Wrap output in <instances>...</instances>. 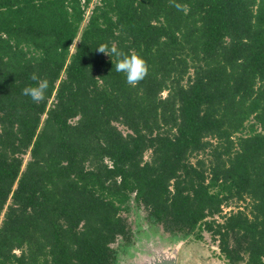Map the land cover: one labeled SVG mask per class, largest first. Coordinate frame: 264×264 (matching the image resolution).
<instances>
[{
    "label": "trees",
    "instance_id": "obj_1",
    "mask_svg": "<svg viewBox=\"0 0 264 264\" xmlns=\"http://www.w3.org/2000/svg\"><path fill=\"white\" fill-rule=\"evenodd\" d=\"M134 207L264 264V0H0V264H117Z\"/></svg>",
    "mask_w": 264,
    "mask_h": 264
},
{
    "label": "flooded vegetation",
    "instance_id": "obj_2",
    "mask_svg": "<svg viewBox=\"0 0 264 264\" xmlns=\"http://www.w3.org/2000/svg\"><path fill=\"white\" fill-rule=\"evenodd\" d=\"M130 213H132L129 219L133 233L130 239L126 241L121 239V242L116 244L117 264H142L141 261L150 251L160 247L170 248L187 238L180 234H171L162 225L150 222L146 211L142 208L134 207Z\"/></svg>",
    "mask_w": 264,
    "mask_h": 264
},
{
    "label": "clouds",
    "instance_id": "obj_3",
    "mask_svg": "<svg viewBox=\"0 0 264 264\" xmlns=\"http://www.w3.org/2000/svg\"><path fill=\"white\" fill-rule=\"evenodd\" d=\"M98 51L109 57L114 55L118 58L115 70L125 75L126 83L131 87H136L149 74L150 66L144 57L137 53H125L115 44L111 48L103 45L98 48ZM31 79L37 82L36 85L26 86L22 90V94L30 97L36 104L44 102L49 87L48 80L39 78L36 73L31 74Z\"/></svg>",
    "mask_w": 264,
    "mask_h": 264
},
{
    "label": "rangeland",
    "instance_id": "obj_4",
    "mask_svg": "<svg viewBox=\"0 0 264 264\" xmlns=\"http://www.w3.org/2000/svg\"><path fill=\"white\" fill-rule=\"evenodd\" d=\"M230 209L226 208V211ZM130 215L132 216V213H129ZM179 259V264H227L219 255L216 243L213 242L211 235L207 232L204 233L202 240L189 237L180 247Z\"/></svg>",
    "mask_w": 264,
    "mask_h": 264
},
{
    "label": "water",
    "instance_id": "obj_5",
    "mask_svg": "<svg viewBox=\"0 0 264 264\" xmlns=\"http://www.w3.org/2000/svg\"><path fill=\"white\" fill-rule=\"evenodd\" d=\"M188 239L180 241L178 244L170 246V248L160 247V249L150 251L141 261L142 264H178L179 249Z\"/></svg>",
    "mask_w": 264,
    "mask_h": 264
}]
</instances>
